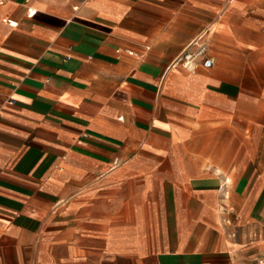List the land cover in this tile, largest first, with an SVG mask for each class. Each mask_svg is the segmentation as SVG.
<instances>
[{
	"label": "crops",
	"instance_id": "crops-1",
	"mask_svg": "<svg viewBox=\"0 0 264 264\" xmlns=\"http://www.w3.org/2000/svg\"><path fill=\"white\" fill-rule=\"evenodd\" d=\"M263 254L264 0H0V264Z\"/></svg>",
	"mask_w": 264,
	"mask_h": 264
},
{
	"label": "built area",
	"instance_id": "built-area-1",
	"mask_svg": "<svg viewBox=\"0 0 264 264\" xmlns=\"http://www.w3.org/2000/svg\"><path fill=\"white\" fill-rule=\"evenodd\" d=\"M36 13L34 9H30L29 16H33ZM10 24L16 23L10 21ZM175 64H180L182 67L193 70L199 64L210 68L214 64V58L209 54L208 42L204 39V36H200L190 42L181 55L175 61ZM9 103L13 104L14 99L10 98ZM252 264H264V254L256 257Z\"/></svg>",
	"mask_w": 264,
	"mask_h": 264
}]
</instances>
